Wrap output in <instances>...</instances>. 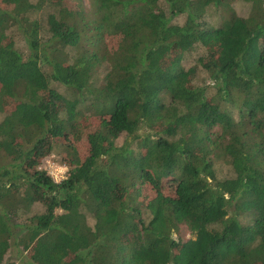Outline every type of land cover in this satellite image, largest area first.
<instances>
[{
    "label": "trees",
    "instance_id": "16d2710c",
    "mask_svg": "<svg viewBox=\"0 0 264 264\" xmlns=\"http://www.w3.org/2000/svg\"><path fill=\"white\" fill-rule=\"evenodd\" d=\"M90 8L0 0V264L13 247L26 264H264V0ZM55 149L60 182L39 169Z\"/></svg>",
    "mask_w": 264,
    "mask_h": 264
},
{
    "label": "rangeland",
    "instance_id": "374dc122",
    "mask_svg": "<svg viewBox=\"0 0 264 264\" xmlns=\"http://www.w3.org/2000/svg\"><path fill=\"white\" fill-rule=\"evenodd\" d=\"M57 2H60L63 5V7H70V8H75V9H76V5L80 3L81 8L85 13H88L92 10L90 8V0H57ZM43 8L44 9H42L38 14V19L42 23H44V20H46L49 9H51V7L45 6ZM233 9L240 16L246 15V9L241 4L233 5ZM207 18H208V15H207ZM217 18L218 20H216ZM209 19H210L209 22H214V21L217 22L219 21V16L215 18L213 13L211 12L209 15ZM183 21H184V17L179 16V17L174 18L172 20V23L181 24ZM84 22L85 21H83L82 23L83 25H84ZM8 34L15 41L17 49L22 51L23 57H27L29 55V50L27 49V46H25L22 40L23 38L21 37V34L19 35V32L16 31L15 28H12L8 32ZM85 35H89V33L85 32ZM106 43L110 50L116 49L117 43L113 38H110V37L107 38ZM84 46H88V41H85ZM203 53H204V49L202 47L195 48V50H193V52H191L190 54H187L186 58L183 60V63H182L183 67L185 69H189L192 66H194L197 58L201 57ZM104 72L105 71L103 70V68L97 69L98 80H102ZM194 83L196 86H201L203 84L208 83L206 73H204V71L201 70L200 68H197L196 70ZM60 91L63 92V89L60 88ZM97 121L99 120L95 118H90V119H86L83 124L81 123L80 127L78 128L79 131L77 132V136H78L77 139L83 136V134L86 133L87 131L91 130L95 125L99 124V122ZM147 133H148V130L145 128H141L138 131V134L140 135L147 134ZM83 138L80 139L82 141L78 140L80 141L79 142L80 144L83 142ZM123 141H124V137H121L117 142L118 145H121ZM61 153L62 152L60 149H55L54 152H52L49 156H46L44 159L41 160V164L39 166V169L46 171L48 175L53 177L56 182H60L66 179L68 175V170H69L68 167L61 162V159H62ZM216 167H217L218 175L220 177H225L229 174L228 173L229 168L227 165H224V166L216 165ZM141 189H142V196L145 199H149L155 194L149 184H146V186L141 187ZM190 237H191L190 232L187 230V228L184 225L179 226L178 230L175 231L174 234L172 235V238L174 240L176 241L178 240L181 242L187 241ZM12 243L14 244V242ZM25 258H26L25 252H22L20 248L13 247L11 248L10 253L7 255L3 264H26Z\"/></svg>",
    "mask_w": 264,
    "mask_h": 264
},
{
    "label": "built area",
    "instance_id": "2783aa9c",
    "mask_svg": "<svg viewBox=\"0 0 264 264\" xmlns=\"http://www.w3.org/2000/svg\"><path fill=\"white\" fill-rule=\"evenodd\" d=\"M53 178V177H52ZM53 180H54V178H53ZM55 181V180H54ZM56 182V181H55Z\"/></svg>",
    "mask_w": 264,
    "mask_h": 264
}]
</instances>
